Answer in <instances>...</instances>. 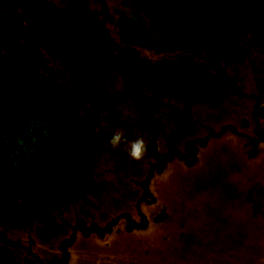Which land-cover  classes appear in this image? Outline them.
<instances>
[{
  "label": "rangeland",
  "instance_id": "rangeland-1",
  "mask_svg": "<svg viewBox=\"0 0 264 264\" xmlns=\"http://www.w3.org/2000/svg\"><path fill=\"white\" fill-rule=\"evenodd\" d=\"M113 3L0 0V264H264V0Z\"/></svg>",
  "mask_w": 264,
  "mask_h": 264
},
{
  "label": "clouds",
  "instance_id": "clouds-1",
  "mask_svg": "<svg viewBox=\"0 0 264 264\" xmlns=\"http://www.w3.org/2000/svg\"><path fill=\"white\" fill-rule=\"evenodd\" d=\"M122 143H127L128 155L133 160H140L147 151V144L143 137H137L135 140L128 141L122 130H117L109 139V145L113 150Z\"/></svg>",
  "mask_w": 264,
  "mask_h": 264
},
{
  "label": "trees",
  "instance_id": "trees-1",
  "mask_svg": "<svg viewBox=\"0 0 264 264\" xmlns=\"http://www.w3.org/2000/svg\"><path fill=\"white\" fill-rule=\"evenodd\" d=\"M113 0H75V6H79L83 11L91 12L90 18L84 17L83 15H80L81 19H83L86 23L89 24V26H96L99 27L96 22V16L98 11L100 10V7H102L106 12L111 9ZM114 4V3H113ZM100 6V7H99ZM2 152L0 150V162L2 161ZM11 162L15 164L14 157L11 156Z\"/></svg>",
  "mask_w": 264,
  "mask_h": 264
}]
</instances>
